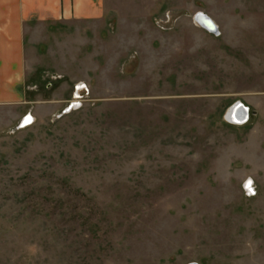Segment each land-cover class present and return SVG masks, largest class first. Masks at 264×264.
Here are the masks:
<instances>
[{
	"label": "rangeland",
	"instance_id": "obj_1",
	"mask_svg": "<svg viewBox=\"0 0 264 264\" xmlns=\"http://www.w3.org/2000/svg\"><path fill=\"white\" fill-rule=\"evenodd\" d=\"M103 6L26 29V104L0 106V264H264V0Z\"/></svg>",
	"mask_w": 264,
	"mask_h": 264
},
{
	"label": "crops",
	"instance_id": "obj_2",
	"mask_svg": "<svg viewBox=\"0 0 264 264\" xmlns=\"http://www.w3.org/2000/svg\"><path fill=\"white\" fill-rule=\"evenodd\" d=\"M103 16V0H0V106L26 104L24 42L31 23L98 21Z\"/></svg>",
	"mask_w": 264,
	"mask_h": 264
},
{
	"label": "water",
	"instance_id": "obj_3",
	"mask_svg": "<svg viewBox=\"0 0 264 264\" xmlns=\"http://www.w3.org/2000/svg\"><path fill=\"white\" fill-rule=\"evenodd\" d=\"M202 16L203 14L201 13H197L195 15V21L196 23L199 25V27H201L202 29L210 32V33H213V34H216L217 33V30L215 29H210V28H207V27H204V23H202L203 19H202ZM206 19L210 20L207 16H205ZM232 109H235L237 111H239L241 113V115L243 116V120L242 122L245 124L247 123L248 121V114H247V108H244L243 107V104L239 101L235 102L231 107H229V109L227 110V112L229 110H232ZM227 112L225 113L224 115V119H225V122H227L228 124H231V125H237V124H240L239 122H237L236 120H234V116H230L229 118H227ZM27 120V119H26ZM25 123H21V125H24ZM240 126V125H239ZM22 127V126H20ZM192 264H195V263H192Z\"/></svg>",
	"mask_w": 264,
	"mask_h": 264
},
{
	"label": "bare ground",
	"instance_id": "obj_4",
	"mask_svg": "<svg viewBox=\"0 0 264 264\" xmlns=\"http://www.w3.org/2000/svg\"><path fill=\"white\" fill-rule=\"evenodd\" d=\"M202 19H203V21H202V23H204V27H207V28H210L211 30L212 29H215V30H217V28H216V26H215V24L212 22V20L210 19V20H208V19H206L205 18V15H203L202 16ZM213 34V33H212ZM230 116H234V120H236L237 122H239L240 124H237V125H244V123L242 122V120H243V116L241 115V113L239 112V111H237V110H235V109H232V110H229L228 112H227V118H229ZM28 118V117H27ZM30 119H32V118H30ZM24 121H26V120H24ZM24 123H27V122H24ZM23 127V126H22Z\"/></svg>",
	"mask_w": 264,
	"mask_h": 264
},
{
	"label": "built area",
	"instance_id": "obj_5",
	"mask_svg": "<svg viewBox=\"0 0 264 264\" xmlns=\"http://www.w3.org/2000/svg\"><path fill=\"white\" fill-rule=\"evenodd\" d=\"M80 104H81V102L79 101V99L78 100H76V101H74L73 103H70V105L66 108V111H70V110H75V109H77L78 107H80ZM247 108V114H248V117H249V108L248 107H246ZM229 109V108H228ZM249 119V118H248ZM225 120V119H224ZM251 193H252V191H251Z\"/></svg>",
	"mask_w": 264,
	"mask_h": 264
},
{
	"label": "flooded vegetation",
	"instance_id": "obj_6",
	"mask_svg": "<svg viewBox=\"0 0 264 264\" xmlns=\"http://www.w3.org/2000/svg\"><path fill=\"white\" fill-rule=\"evenodd\" d=\"M248 121H249V119H248ZM248 121H247V122H248Z\"/></svg>",
	"mask_w": 264,
	"mask_h": 264
}]
</instances>
